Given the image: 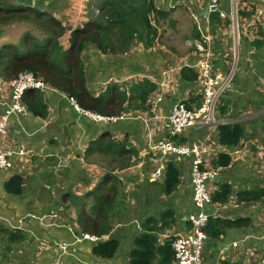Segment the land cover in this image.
Listing matches in <instances>:
<instances>
[{"label":"crops","instance_id":"0c3cea01","mask_svg":"<svg viewBox=\"0 0 264 264\" xmlns=\"http://www.w3.org/2000/svg\"><path fill=\"white\" fill-rule=\"evenodd\" d=\"M6 1L19 11L16 0ZM153 1L159 10L175 9L160 23V26L170 25L171 31L167 32L174 39L173 45L165 48L164 44H155L147 50L139 43L129 53L114 57L103 55L90 46L83 51V60L94 97H98L108 84H115L122 91L130 89L133 81L146 78L157 85L154 98L162 97L160 102L154 99L148 111L135 110L128 119L105 129L103 124L93 123L92 119L79 115L73 106H69V100L63 94L53 89L35 90L33 94H26L23 103L43 101L48 106L47 116H36L28 112L11 117L5 146L15 153L13 166L7 171H0V264H129L133 241L142 232V221L152 215L159 217L167 208L175 210L176 223L160 234V242L190 232L188 217L196 212V207L189 180V158L174 160L182 169V183L172 196L158 199L157 189L153 184H163L166 163L171 158H164L152 151L148 139L152 134L150 140L155 144L168 136L171 127L168 117L177 102L191 99L195 101L190 102V106L197 107L202 101V80L198 65L205 55L188 43L187 49H182L183 53L179 54L182 50L177 51L178 47H175L179 41L177 35L189 37L194 34V41H203L204 45L211 44L213 49L217 41L224 42V39L217 36L218 32L223 31L227 35L230 26L234 31L231 45L234 47L238 41L240 50L242 48L236 67L238 75L235 77L237 80L240 74L242 86L240 90H236L235 84L232 85L221 99L218 115L221 118L253 116L244 125V140L235 149H228L218 142V128L210 126L204 129H187L175 143L196 145L209 167H216L214 160L220 153L229 154L232 160L231 165L226 168L216 167L217 178L210 181L209 188L213 193L219 184L228 183L233 188V194L224 206L212 205L208 210L214 217L245 219L246 224L227 230L219 240L210 239L205 245L203 262L264 264V202L247 204L238 194L264 187V171L261 170L264 169V155L258 156L261 148H264V126H259L264 107L259 111L251 108V103L264 100V47L259 49L251 45L258 30L264 28L263 24L253 18L256 10H264V0H220L226 17L216 14L218 20L214 24L211 14L210 23L206 22L208 13L204 16L208 0ZM99 3V0H34L32 10L37 7L43 8L42 11L50 9L63 27L69 29L59 38L63 51H66L70 48V31L78 26H85L89 22L90 13H96ZM20 10L30 11L29 8ZM235 12L237 23L232 20ZM2 14L8 16L11 13ZM10 25L15 28L19 23ZM255 25L257 31L249 30ZM5 27L7 26L0 24V50L9 43L17 46L11 42L12 33L9 34ZM161 30H165V27H161L159 32ZM213 31L218 34L215 35ZM44 33L41 36L35 33V36H44L46 39L47 30ZM29 38L32 36L26 39ZM245 45L250 47L248 52L244 50ZM231 62L232 60L227 64V72H223L228 66L222 61L215 65V69L226 74L230 71ZM184 67H189L198 74L196 84L183 80L180 72ZM8 81L0 75V115L4 113L10 100ZM248 84H252L251 88ZM247 89L250 90L249 93L246 92ZM222 107H226V110L223 111ZM104 133H109L119 141L128 139L131 147L138 150V160L131 167L115 172L122 183L120 192L126 195V199L119 210L122 218L116 221L112 233L120 239L121 244L116 256L110 260L93 255L97 241L85 239V235L79 233L73 220L74 210L70 208L72 197H91L87 191L100 185L101 178L106 173V160V164L92 162L90 165L85 159L86 151L90 148L94 155L91 157L95 159V155H98V150H94L90 144ZM107 141L108 139L105 140ZM259 164L261 168L258 167ZM158 170L162 171V177L154 180L152 175ZM15 176L23 179V190L18 195L9 193L5 188L6 182ZM79 176L83 184L73 186L71 182ZM92 181L95 182L91 183ZM66 198L68 201L63 202ZM86 204L91 206L93 199ZM17 230L25 236L23 242H12V234ZM62 244L67 245L66 253L62 250Z\"/></svg>","mask_w":264,"mask_h":264},{"label":"trees","instance_id":"16d2710c","mask_svg":"<svg viewBox=\"0 0 264 264\" xmlns=\"http://www.w3.org/2000/svg\"><path fill=\"white\" fill-rule=\"evenodd\" d=\"M99 1L98 10L95 11L96 13H90L89 22L83 27L70 31L68 39L70 48L66 51H63L59 38L69 29L63 27L61 22L55 19H52V23L55 22L56 26L47 30V34L52 36H48L42 42L43 48H38L36 43L32 44V46L35 45L34 47L25 45L28 41L24 42L23 49L12 44L5 45L0 50V75L6 80H12L22 72H31L51 89L63 94L70 102L73 100L81 109L104 117H122L124 115L129 117L135 110L145 112L149 108L151 109L150 98L157 91V85L146 78L133 81L130 89L122 91L117 85L108 84L98 97H94L90 77L83 60V51L92 46L103 55L122 56L129 53L139 43L149 50L162 35L159 32V24L161 21H165L175 9L159 10L153 0ZM13 8L12 4L6 0L0 2V24H10L14 16H17L18 19L21 18L20 21L25 19L23 17H29L22 14L17 15ZM16 9L18 8L16 7ZM20 9L23 7L19 6ZM2 12L11 14L5 16ZM38 15L41 17L42 14L38 12ZM211 18L213 24L218 20L216 14H211ZM37 25L42 29L45 27L41 20L35 23V26L39 27ZM250 29L257 31L256 25ZM254 38L252 46L259 49L264 47L263 27L258 30ZM230 60H232V56ZM180 75L187 83L194 85L198 81V74L189 67L182 68ZM28 93L33 94L35 90H28L26 94ZM115 93H117L116 96H114ZM26 94L23 100L26 99ZM194 101L190 99L183 102L192 108L190 102ZM28 102L25 103V106L29 113L41 117L47 116L48 106L46 103L43 101ZM222 110L225 111L226 107H222ZM217 128L218 142L221 146L233 150L244 140L245 128L243 124L222 125ZM180 137L177 136L174 141L180 140ZM106 139H108L107 142H105ZM164 139H167V136ZM91 146L94 150H98L102 159L107 161V166L104 168L106 173L101 178L100 185L87 191V194L93 198L91 206L86 205L84 197L74 196L70 200V208L74 210L73 220L79 233L97 238L93 255L97 258L110 260L116 256L121 244L120 239L113 236L112 233L116 221L122 218L119 210L126 199V195L120 192L122 183L116 177L115 172L131 167L138 160V150L131 147L128 139L119 141L109 133L102 134L96 141L91 142ZM90 151L91 148L86 151V160L91 155ZM231 163V157L226 153H220L214 160V165L217 168H226ZM166 164L163 184H153L157 189L156 198L158 199L172 196L182 183L183 173L177 162L169 159ZM5 188L9 193L21 194L23 179L20 176H15L6 182ZM232 194L233 188L230 184H219L218 189L212 193V205L215 207L224 206L229 202ZM238 194L239 198L247 204L264 202V187ZM175 223L176 212L172 208L162 212L159 217L152 215L143 220L142 232L136 236L132 244L129 264H175V252L172 248L175 237L172 236L163 243L160 242L159 237L162 232L173 227ZM245 224V219L230 220L212 216L205 231L209 235V240H219L227 230L242 227ZM107 236L110 237L105 239ZM12 237L14 243L25 240L23 233L18 230L12 234Z\"/></svg>","mask_w":264,"mask_h":264},{"label":"built area","instance_id":"2783aa9c","mask_svg":"<svg viewBox=\"0 0 264 264\" xmlns=\"http://www.w3.org/2000/svg\"><path fill=\"white\" fill-rule=\"evenodd\" d=\"M208 7L207 23H210V14H218L222 18L226 17V13L221 8L220 0H208ZM232 16V20L237 23V12ZM253 18L264 25V10H256ZM194 42V46L199 49V52L205 55L198 65L202 80V102L197 107L192 106V108H189L183 100L177 102L168 117L171 127L169 128L167 139H163L155 144L150 140L152 134H150L148 139L151 150L164 158H171L173 160L193 158L192 168L189 171V180L196 212L190 214L188 217L191 225L190 232L175 236L172 248L175 252L176 264H205L203 262V252L206 243L209 241V235L205 231V228L213 216L208 210V207L212 205V192L209 188V183L217 178L218 173L215 167L207 166L196 145L176 144L175 138L190 128L198 127L204 129L210 126L243 124V122L249 119L248 115L233 118H218L220 100L231 89L236 76V67L240 54L239 42L237 41L236 45L231 49L233 54L232 69L226 74L215 69L212 63L213 49L211 44L204 45L203 41ZM190 43L192 44V42ZM8 86L10 88V100L4 113L0 115V171H7L13 166L12 159L15 153L5 146V140L8 135L11 117L28 113L23 103L24 95L28 90L44 91L51 89L44 81L37 79L33 73L28 71L20 73L15 79L9 80ZM156 100L160 102L162 97L155 98ZM71 103L74 104L73 106L76 110L79 109L73 100ZM262 110L261 112L264 113V108ZM87 115L97 123H108L110 121L115 123L128 119L127 117H104L93 113H87ZM20 154H23V152L20 151ZM161 177V170L156 171L152 175L154 180H158ZM21 224H23L22 221ZM84 238L97 241V238L94 237L84 236ZM61 247L66 253L67 245L62 244ZM53 264L59 263L55 262Z\"/></svg>","mask_w":264,"mask_h":264},{"label":"rangeland","instance_id":"374dc122","mask_svg":"<svg viewBox=\"0 0 264 264\" xmlns=\"http://www.w3.org/2000/svg\"><path fill=\"white\" fill-rule=\"evenodd\" d=\"M38 3H41V2L39 1ZM12 6L14 7L13 8V11H18V9H16V7L13 4H12ZM38 6H40V5H38ZM41 9H43V8H38L37 7L35 10H30V11L19 10L17 12V15H21L22 14V15H28L29 17H23L25 19L23 21H20V20H22L21 18L18 19L17 16H14L12 18L13 20H11V23L10 24H18L19 23V25L17 27H15V28L12 27V25H10V24L2 25V26H7L5 28H6V30H7V32L9 34L12 33V41L11 42H13L14 44H16L21 49H23L24 41H25V39L27 37H29L28 35H31L32 38H29L28 39V43H25V45L32 46L33 43H36L37 46H38V48H43L42 42H44L45 37L42 36V37L37 38L35 36V33H38V35L41 36V33L42 34H45L44 31L46 32V30H48V28H54L56 26L55 25V22L52 23V21H53L52 19L57 20L55 18V13H53L50 9H48L47 11H42ZM38 12H40L42 14L41 17H39ZM40 20L43 21V23L45 25V27L43 29L37 28V27L35 28V23H38ZM163 26L165 27V30H161L160 31V33H162V35L159 38V41L156 42V45L157 44H164L163 47L168 48V46L173 45V43H174L173 40L174 39L172 37H170V33L167 32V31H171L170 25H168V24H161V26H160V24H159V27L158 28L160 29ZM78 27H80V26H78ZM219 31H221V30H219ZM218 33L216 31L214 32L215 35L218 34L217 36H220L221 39H224V42L222 40H219V41H217L215 43V46H214V48L212 50V59H213L212 60V63L215 66L218 62L222 61V62H224V65L228 66L227 64L230 63V61H231L230 60V57L233 55L232 52H231V49L233 47V44L231 45V43L233 42L232 35L234 34V31L232 29V26H230L228 28V31L226 32L227 35H224V32L223 31L222 32H218ZM32 34H34V35H32ZM47 36H52V35L48 34ZM177 36H179L178 37L179 41H178L177 46L174 45L175 47H178L177 51H180L182 49L183 50H186L187 49V43H188V45H190L191 44L190 42H192L191 47L192 48H195V46H194V43L195 42L193 40L194 34L192 36H189V37H183L182 35H177ZM188 39H190V40H188ZM9 44H11V43H9ZM34 46L35 45H33L32 47H34ZM183 50L179 54L183 53ZM191 50H193V49H191ZM244 50H245V52H248L250 50V47L248 45H245ZM240 51L242 52V48H241ZM222 68H223V65H222ZM228 69H229V66L223 72H227ZM231 69H232V62L230 64V70ZM220 72H222V70H220ZM241 72H242V70H241ZM237 75H238V72H237V69H236V76ZM234 80L235 81H233V84H235V86L237 87L236 90H238L242 86L241 85V81H240V74H239L237 80H236V78H234ZM251 86H252V84H248V87L249 88H251ZM156 92L150 98L151 101L155 99L154 98V95L156 94ZM246 92L249 93L250 90L247 89ZM262 93H264V90H262ZM263 101H258L259 103H253V104L251 103V108L253 110H257V111L261 110L264 107ZM151 103H153V102H151ZM73 105L74 104L70 103V101H69V106L72 107ZM77 107L79 108L78 110H76L75 107L73 106V108L75 109V111L79 115H82L85 119H87V118L88 119H92L89 115H87V113H90V112L81 109L78 105H77ZM261 116H263V117H261L259 119V121H260L259 126H264V115H261ZM126 117H128V116H126V115L122 116V118H126ZM252 117L253 116L249 115V119L247 121L243 122V125H245L246 122H248L249 120H251ZM110 118H121V117H110ZM218 118H221V116L219 117V115H218ZM92 122L93 123H97L93 119H92ZM98 123L103 124L106 127L105 129H107V128L113 127V124H115L117 122L113 123V121H110L108 123H106V122H98ZM261 155H264V149H262V148H261V154L258 155V156H261ZM91 156H94V155L91 154L90 157ZM92 158L93 157H91V159H89V160H86V163L87 164H90V165L93 164L92 162H95V163L101 162V163H105L106 164V161L104 159H102V157H101V155H100L99 152H98V155H95V159L93 158V160H92ZM258 167L261 168V165L259 164ZM261 170L264 171V169H262V168H261ZM184 173L186 174V170H184ZM80 178H81V176L77 177L74 181L71 182V184L73 186L74 185H76V186L82 185L83 183H82V181H80ZM94 182L95 181H92L91 183H94ZM92 199H93L92 197L86 198V196H85L84 197V202L87 203V201H91ZM66 201H68V198H66L63 202H66ZM60 214H62L63 216H66V214L64 212H61Z\"/></svg>","mask_w":264,"mask_h":264},{"label":"water","instance_id":"95a60500","mask_svg":"<svg viewBox=\"0 0 264 264\" xmlns=\"http://www.w3.org/2000/svg\"><path fill=\"white\" fill-rule=\"evenodd\" d=\"M16 3H17V5H19L20 7H23V8L33 9V7H34V0H16ZM208 12H209V7H207L206 10L204 11V16ZM192 164H193V158H189V161H188V169L189 170L192 168Z\"/></svg>","mask_w":264,"mask_h":264},{"label":"clouds","instance_id":"9594fccd","mask_svg":"<svg viewBox=\"0 0 264 264\" xmlns=\"http://www.w3.org/2000/svg\"><path fill=\"white\" fill-rule=\"evenodd\" d=\"M190 171V170H189Z\"/></svg>","mask_w":264,"mask_h":264}]
</instances>
